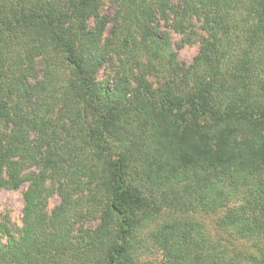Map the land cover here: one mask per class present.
<instances>
[{"label":"trees","instance_id":"1","mask_svg":"<svg viewBox=\"0 0 264 264\" xmlns=\"http://www.w3.org/2000/svg\"><path fill=\"white\" fill-rule=\"evenodd\" d=\"M110 1L109 21L104 0H0V190L27 184L0 264H138L151 247L166 264H264V0L227 61L223 10L241 0ZM157 17L180 34L204 19L191 67ZM187 213L215 220L172 217Z\"/></svg>","mask_w":264,"mask_h":264},{"label":"rangeland","instance_id":"2","mask_svg":"<svg viewBox=\"0 0 264 264\" xmlns=\"http://www.w3.org/2000/svg\"><path fill=\"white\" fill-rule=\"evenodd\" d=\"M259 0H241L234 8L223 10L225 14L224 26L220 30V37H223L224 51L226 59L224 61L238 59L242 56V53L246 49L245 43L249 36V30L255 23V13ZM102 7L99 11V17L113 19L115 13V5L111 4L110 0H104ZM204 19L192 18L187 23V28L184 34L177 33L172 28V21L169 20L167 24L159 21L157 17V24L160 31L166 32L171 40L172 51L176 55V62L182 68H189L193 65L195 59L200 55L202 48V41L207 38V33L204 31L203 26ZM97 19H90L87 23L88 29L92 30ZM226 34H228L226 36ZM111 37V25L107 24L102 35V46H106V40ZM264 51L260 49L255 55H259V52ZM123 59V58H122ZM120 68V63L117 58L112 56V61L104 62L96 71L95 79L97 82H109L113 80ZM36 78H30L29 81L39 82L43 81L45 67L39 60H36L33 64ZM68 75V73H67ZM45 80V79H44ZM66 81V80H65ZM155 85L158 83L155 79H149ZM61 108H57L56 113H60ZM27 190V184L22 185L19 190L9 191L0 190V247L6 248L8 244L7 235L3 234L8 232L14 236H20L22 230V217H23V194ZM59 204L58 197L53 194L48 198L46 205V213L51 214L52 210ZM173 218L190 219L195 222H199L205 225L206 228H210L211 224L215 220L213 216H200L198 214H172ZM98 222L90 221L87 224H76L72 230V236H76L80 232L86 231L87 228L92 229ZM148 230L142 231L141 239H146ZM138 264H166L161 253L154 247H151L149 251H145L138 258Z\"/></svg>","mask_w":264,"mask_h":264}]
</instances>
